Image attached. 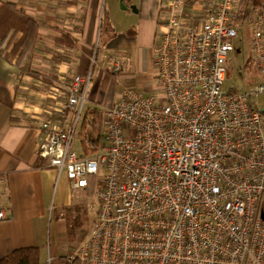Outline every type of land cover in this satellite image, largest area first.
Segmentation results:
<instances>
[{"label":"built area","instance_id":"obj_1","mask_svg":"<svg viewBox=\"0 0 264 264\" xmlns=\"http://www.w3.org/2000/svg\"><path fill=\"white\" fill-rule=\"evenodd\" d=\"M187 1L164 3L157 93L125 84L103 109L94 154L73 147L91 71L67 88L74 118L66 128L37 122L46 132L38 156L66 172L72 191L95 188L92 228L70 262L264 264V4L240 22L241 0H211L199 16L185 13ZM244 28L257 73L235 90L225 86L228 58ZM113 70L121 79L119 61ZM85 203L94 210L89 196Z\"/></svg>","mask_w":264,"mask_h":264},{"label":"crops","instance_id":"obj_2","mask_svg":"<svg viewBox=\"0 0 264 264\" xmlns=\"http://www.w3.org/2000/svg\"><path fill=\"white\" fill-rule=\"evenodd\" d=\"M6 1L34 19L38 29L32 47L24 52H13L0 42V197L7 209V218L0 220V259L16 248L38 246L40 264H50L61 256L51 243L52 217L74 204V191L65 171L36 167L39 143L46 137L37 122L58 121L66 128L74 118L65 102L75 76L92 73L98 64L97 80L113 85L117 76L109 72L111 59L127 63L128 48L152 44V67L166 0H124L126 9L120 0ZM190 2L184 6L186 14L199 16L210 7L209 2ZM102 29L107 32L106 57L98 63ZM90 100H95L93 94Z\"/></svg>","mask_w":264,"mask_h":264},{"label":"rangeland","instance_id":"obj_3","mask_svg":"<svg viewBox=\"0 0 264 264\" xmlns=\"http://www.w3.org/2000/svg\"><path fill=\"white\" fill-rule=\"evenodd\" d=\"M201 1L202 3H210L211 0ZM191 4L192 2L188 4L187 1L185 4V9L188 6H191ZM204 5L206 6L205 3ZM120 7L122 8L121 4ZM132 30L135 33V28H133ZM246 31L248 30L245 28L241 29L239 37L235 41V49L230 53L228 58V65L231 68L229 74H227L226 76L225 86L228 88L235 87L234 89L236 90H244L250 87V85L255 81L256 72L254 71L252 65H250V55L252 54V47L249 35L248 38H246V36L244 35ZM106 38L107 32L105 31V29L100 30L97 40V48L100 52L98 56V63L102 55L106 57ZM158 39L159 35L157 40ZM151 50L152 44L146 43L142 46V48L133 46L127 49L129 58L127 63L126 61H122V58H114L113 60L111 59L112 69L114 62L119 61L122 65L123 71L125 70V72L124 74H122L121 79L115 80L114 84L110 86L106 82L97 80L100 74L99 65H95L94 71L92 67V78L88 85L87 99L84 102L82 113L85 112L87 108L91 109L92 107H99L101 109H104L108 103L113 102L119 96L124 88V85L128 83H130L131 85H135L137 91L140 93H157V86L159 85V83L150 65ZM94 63H96V60H94L93 64ZM124 63L126 65H124ZM92 94L95 97L94 101L90 100V96ZM259 100L260 105L262 106L263 95H259ZM80 124L73 143V147L78 153L83 152L81 145L82 137L79 134ZM87 196H89V198L93 201L94 210H89V208L87 207V204L85 203ZM73 198L74 204L69 212L65 210L58 211L56 212L55 216L52 217L53 221L50 230L51 243L61 256L69 257L74 253L79 245L88 237L95 219V211L97 208L95 195H90V192L88 195L84 190L78 189L74 192Z\"/></svg>","mask_w":264,"mask_h":264},{"label":"trees","instance_id":"obj_4","mask_svg":"<svg viewBox=\"0 0 264 264\" xmlns=\"http://www.w3.org/2000/svg\"><path fill=\"white\" fill-rule=\"evenodd\" d=\"M264 0H241L238 13L240 22L249 13L252 7L261 5ZM38 23L31 17L20 12L16 5L10 1H4L0 8V42L6 47L12 48L13 52H23L30 49L34 43ZM244 32V31H243ZM242 34V33H241ZM19 35L18 39L17 36ZM246 38L249 32L246 31ZM23 52L18 58H21ZM250 65L257 72L253 55L250 58ZM228 65L227 74L230 72ZM111 75L116 76V72L111 68ZM236 90V89H235ZM79 134L81 135V145L84 155H92L98 150L100 137L102 134L103 109L99 107L87 108L81 114ZM36 167H51L47 160L39 157ZM90 195H94L95 188L91 186ZM73 206V205H72ZM72 206L63 207L62 211L69 212ZM41 252L38 246L19 247L0 259V264H40ZM50 264H79L78 260L69 261L68 256H59Z\"/></svg>","mask_w":264,"mask_h":264},{"label":"water","instance_id":"obj_5","mask_svg":"<svg viewBox=\"0 0 264 264\" xmlns=\"http://www.w3.org/2000/svg\"><path fill=\"white\" fill-rule=\"evenodd\" d=\"M120 4H121L123 9L127 8V6L124 4V0H120ZM133 8H134V6H133ZM262 217L264 218V213L262 214Z\"/></svg>","mask_w":264,"mask_h":264}]
</instances>
